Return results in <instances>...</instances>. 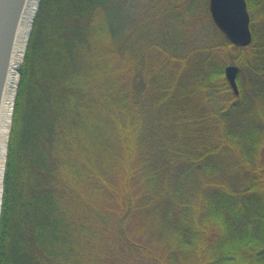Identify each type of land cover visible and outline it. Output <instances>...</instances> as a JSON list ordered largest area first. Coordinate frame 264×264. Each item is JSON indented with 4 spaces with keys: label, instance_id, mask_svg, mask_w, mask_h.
<instances>
[{
    "label": "trees",
    "instance_id": "obj_1",
    "mask_svg": "<svg viewBox=\"0 0 264 264\" xmlns=\"http://www.w3.org/2000/svg\"><path fill=\"white\" fill-rule=\"evenodd\" d=\"M202 3L39 1L0 264H264V0L246 48ZM230 63L251 72L252 99Z\"/></svg>",
    "mask_w": 264,
    "mask_h": 264
},
{
    "label": "water",
    "instance_id": "obj_2",
    "mask_svg": "<svg viewBox=\"0 0 264 264\" xmlns=\"http://www.w3.org/2000/svg\"><path fill=\"white\" fill-rule=\"evenodd\" d=\"M26 3L27 0H0V111L16 32ZM209 10L214 24L233 46L251 45L253 35L246 0H209ZM239 71L234 65L225 67L226 79L236 95L239 94Z\"/></svg>",
    "mask_w": 264,
    "mask_h": 264
},
{
    "label": "bare ground",
    "instance_id": "obj_3",
    "mask_svg": "<svg viewBox=\"0 0 264 264\" xmlns=\"http://www.w3.org/2000/svg\"><path fill=\"white\" fill-rule=\"evenodd\" d=\"M40 0H27L16 32L14 50L8 76L4 86V96L0 111V212L4 180V168L7 154V141L12 121L14 98L18 82L17 69L23 62L31 33L34 17Z\"/></svg>",
    "mask_w": 264,
    "mask_h": 264
},
{
    "label": "rangeland",
    "instance_id": "obj_4",
    "mask_svg": "<svg viewBox=\"0 0 264 264\" xmlns=\"http://www.w3.org/2000/svg\"><path fill=\"white\" fill-rule=\"evenodd\" d=\"M209 1V0H208ZM253 2H254V4H258V9L254 12V14L253 15H250V17H251V20L253 19L252 17H256V18H259L258 20H257V27H259L260 29H262V26L263 25H261V22H260V18H261V10H262V8H261V6L259 5V3H260V0H252ZM246 2H247V0H246ZM202 4H204V5H206L207 4V0H203V3ZM247 7H248V5H247ZM210 11V10H209ZM249 11V10H248ZM249 14H250V12H249ZM213 20H207V22H205L206 24H212L211 22H212ZM214 23V22H213ZM261 25V26H260ZM208 27H210V26H208ZM252 27V26H251ZM252 29V28H251ZM252 43H253V40H252ZM251 43V44H252ZM229 51V56L230 57H233L234 55H235V52L233 51V49H229L228 50ZM24 57H25V55H24ZM23 63H24V58H23V62H22V64H20L19 66H18V69H17V76H18V82H17V87H18V83H19V79H20V74H19V71H20V68H21V66L23 65ZM229 65H234V66H237L238 68H239V74H238V78H237V83H238V88H239V86L241 85L242 87H243V92H242V94L241 95H243V98H247L248 96H249V94H251V99H252V96H253V92H255V91H253V92H250V91H246V89L245 88H247V86H249V85H247V82H248V79H249V77H250V75H252L251 74V72H249V71H242V69H240V67H239V65H237V64H233V63H230ZM250 74V75H249ZM17 87H16V90H17ZM233 91V90H232ZM250 92V93H249ZM233 93H234V91H233ZM235 94V93H234ZM236 95V94H235ZM240 95V88H239V94L237 95V96H239ZM15 96H16V92H15ZM248 99V98H247ZM248 100H250V99H248ZM14 102H15V98H14ZM14 106V105H13ZM11 127V126H10ZM9 135H10V130H9ZM8 140H9V136H8ZM7 145H8V141H7ZM6 156H7V154H6ZM5 164H6V161H5ZM4 170H5V168H4ZM5 173V172H4ZM3 185H4V180H3ZM2 197H3V190H2ZM1 204H2V201H1ZM259 259V258H258Z\"/></svg>",
    "mask_w": 264,
    "mask_h": 264
}]
</instances>
